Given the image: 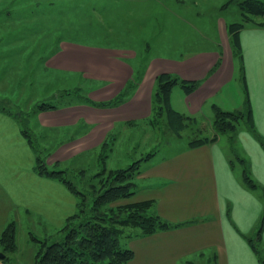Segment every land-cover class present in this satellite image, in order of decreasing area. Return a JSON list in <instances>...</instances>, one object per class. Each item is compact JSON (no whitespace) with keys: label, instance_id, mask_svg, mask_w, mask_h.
Returning <instances> with one entry per match:
<instances>
[{"label":"crops","instance_id":"crops-1","mask_svg":"<svg viewBox=\"0 0 264 264\" xmlns=\"http://www.w3.org/2000/svg\"><path fill=\"white\" fill-rule=\"evenodd\" d=\"M7 2L0 0L1 10L7 8ZM175 3L187 10L184 0H175ZM186 12L184 14H193L190 9ZM213 21V28L217 29L210 47L181 48L178 54L171 55H151L149 45L144 51L130 49V54L125 55L121 48L62 39L45 57L43 68L46 72L79 77L93 84L86 96L89 99L110 100L119 95L133 77L139 82L126 100L115 107L80 101L33 111L39 128L52 133L67 132L57 151L50 154L48 163L70 164L86 155L100 153L110 134H115L118 142L120 136L129 134L131 129L145 134L160 131L147 119L152 112L156 78L161 73L199 82L191 93H186L180 84L175 85L171 103L182 114L195 116L203 129L212 128L217 108L243 111L249 96L256 132L264 141V27L250 24L242 29L241 59L231 46L228 33L231 22L217 20V17ZM6 25V20L0 19V26ZM5 39L0 36V44L8 50L0 51L5 54L0 58V89L21 80L11 81L3 70L11 60L10 55L17 56L21 49L27 53L35 51L33 45L24 44L27 40L22 41L18 36H13L11 44ZM12 67L15 73L16 66ZM242 75L246 89L240 82ZM235 79L238 80L236 86ZM211 130L208 136L215 133L213 128ZM234 138H238L242 146L240 152L249 164L250 176L259 185L257 188L245 182L243 168L241 174L235 170L233 158L220 145L223 139L220 135L215 142L194 148L185 145L168 155H161L158 150L156 156L141 163V173L136 178L138 191L123 202L154 199L156 211L166 220L198 221L130 240L128 245L135 256L128 264H184L189 260L196 264H261L250 239L257 237L264 216V198L257 193L259 188L264 191V146L247 124L245 128L238 127ZM27 145L17 119L0 110V160L2 155L26 149L32 163L29 180L48 189L40 194L48 196V211L30 201L27 212L35 209L44 215H56L59 222L66 221L74 212L76 199L57 179L33 172L35 157ZM5 167L0 165V172L5 175L3 181L0 180L5 181V185L8 180L14 187L12 193L6 194L12 202H22L23 168L18 170L12 165L10 175H6ZM258 237L264 256V226Z\"/></svg>","mask_w":264,"mask_h":264},{"label":"rangeland","instance_id":"rangeland-1","mask_svg":"<svg viewBox=\"0 0 264 264\" xmlns=\"http://www.w3.org/2000/svg\"><path fill=\"white\" fill-rule=\"evenodd\" d=\"M7 1L5 4L7 8L0 9V19L7 22L6 26H0V36L6 37L5 42L9 44L13 36H18L22 41L27 40L23 42L24 44L33 45L35 51L27 53L21 49L17 56L10 55L11 60L3 70L11 81L21 80L16 84L10 82L7 88L0 89V103L6 102L7 110L13 113H23L25 125L20 126L30 131L31 138L42 152V156L46 157L57 151L67 132L52 133L39 128L33 117L36 105L43 101L57 106L80 102L93 85L79 77L44 70L45 57L58 47L62 39L121 48L124 50L121 53L125 55L130 54L128 51L130 49L141 52L149 45L151 55H171L178 54L181 48L210 47L217 29L213 28L215 17L217 20L222 18L231 23L244 21L236 2H231L229 6L225 5L229 0H184L188 5L187 10L190 9L192 15L184 14L187 13L186 8L176 5L175 0ZM8 12L10 15L6 14ZM252 17L256 21H264L262 16ZM4 47L5 45L0 44V51L6 52L7 49ZM3 55L5 54H0V58ZM13 65L16 66L15 73H12ZM240 82L246 89L243 75ZM233 83L236 86L238 80L235 79ZM239 126L245 128L246 122L243 120ZM211 129L206 128L205 134L210 135ZM231 135L230 132L221 134L223 139L220 145L227 149L233 158L235 170L241 174L243 166L238 157L244 158V154L240 152L242 146L238 138L235 140ZM25 141L35 157L32 169L34 172L36 153L27 138ZM188 142V131L183 132L181 139L176 138L167 130L165 124L162 130L148 134L142 131L136 133L135 129H131L129 134L120 136L107 163L112 168L128 167L147 152L159 150V154L168 155L185 147ZM25 151L27 150H18L17 153H9L8 156L2 155L0 160V165L6 166L3 169L6 175H10L12 165L18 170L23 168L22 202H12L7 196L6 193L9 191L12 193L14 187L8 180L6 185L5 181L2 183L5 175L0 172L2 180H0L2 183H0V235L7 224L15 220L18 243L17 250L9 253L8 259H2L0 264H36L35 256L41 241L46 238L49 241L58 239L62 235L59 229L66 222L65 220L59 222L56 215H44L34 208L27 212L26 206L30 201L44 211H48L50 201L48 196L40 195L43 190L48 189L42 188L39 184L34 185L29 180V166L32 163ZM98 153L86 155L70 164L48 163L49 168L69 170L84 167L95 171L99 167ZM15 156L16 160H13ZM257 193L264 198V191L261 188ZM54 194L59 195L58 192ZM72 195L76 199L75 194ZM60 202L64 203L62 200Z\"/></svg>","mask_w":264,"mask_h":264},{"label":"trees","instance_id":"trees-1","mask_svg":"<svg viewBox=\"0 0 264 264\" xmlns=\"http://www.w3.org/2000/svg\"><path fill=\"white\" fill-rule=\"evenodd\" d=\"M236 2L242 13L243 22L228 24V33L234 54L243 57L240 33L246 25L264 27V21H256L252 16L264 17V0H229L227 3ZM138 79L133 77L125 89L116 97L96 102L88 97L82 101L100 107H115L122 104L130 92L138 86ZM180 84L186 93H191L197 88L199 82L189 81L172 73H161L156 78V87L152 96V112L147 121L162 130L165 124L167 130L177 138L183 137V132L188 131V148L202 146L215 142L219 135L232 133V138L244 120L251 131L264 144L263 139L257 134L252 113L251 101L248 96L243 111H228L216 109L212 120L215 133L212 136L205 134V129L195 116H186L176 110L171 103L173 87ZM58 107L43 101L36 105L34 111L48 110ZM0 110L12 115L21 126L25 125L23 113H13L7 110L6 102L0 103ZM22 128L23 135L36 153L37 174L57 179L76 196V211L66 219L58 239L41 241L35 256L36 264H128L135 256V251L128 245L130 240L149 236L159 231L169 230L180 226L192 224L198 219L174 223L163 218L156 211V200L145 199L139 201L123 202L133 197L137 191L136 178L141 173V163L157 155L158 151L147 152L135 160L128 167L112 168L108 165L110 154L115 150L117 136L110 134L102 144L99 153L98 168L95 171L88 168L79 169H50L48 157L42 156L30 131ZM243 166V178L251 188L259 185L250 176L247 160L238 157ZM264 226V216L260 230ZM259 233L250 242L255 249L261 264L264 256L261 255ZM0 245L3 252L8 255L18 248L17 222L11 221L0 235ZM184 264H196L189 260Z\"/></svg>","mask_w":264,"mask_h":264},{"label":"water","instance_id":"water-1","mask_svg":"<svg viewBox=\"0 0 264 264\" xmlns=\"http://www.w3.org/2000/svg\"><path fill=\"white\" fill-rule=\"evenodd\" d=\"M6 257L5 252L0 251V261Z\"/></svg>","mask_w":264,"mask_h":264}]
</instances>
